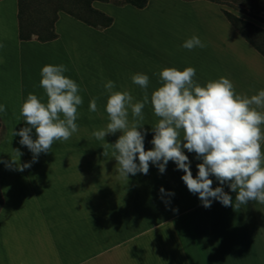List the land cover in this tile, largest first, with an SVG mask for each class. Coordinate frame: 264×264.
Wrapping results in <instances>:
<instances>
[{"label":"crops","instance_id":"0c3cea01","mask_svg":"<svg viewBox=\"0 0 264 264\" xmlns=\"http://www.w3.org/2000/svg\"><path fill=\"white\" fill-rule=\"evenodd\" d=\"M153 1L149 0V5ZM205 11L210 10L204 8L206 29L218 24L225 30L221 35L204 38V86L226 77L237 94L250 97L264 90V56L241 37L222 12L208 18ZM61 20L60 16L56 22V39L42 43L34 36L26 42L47 48L49 62L54 55L58 65H74V47L80 53L82 43L75 34L66 39L57 32ZM114 24L107 28L84 25L89 32L105 34ZM4 36L0 32V37ZM4 41L0 40L2 47ZM156 61L160 66L164 64L159 57ZM72 70L67 69L64 75L80 85V74ZM184 151L195 177L201 161L195 153ZM116 169H111L110 181L97 176L103 170L86 166L78 167L76 176L73 172L71 176L64 174L55 191L53 182L47 187L43 184L44 196L34 200L39 209L25 214L23 230L11 228L13 215L4 212L3 200L0 264H264V204L249 201L234 208L213 200L211 207L205 208L198 194L188 191L181 179L183 171L177 170L172 161L163 174L150 163L147 175H129L128 181L120 178ZM210 178L213 188L221 186L215 177ZM222 187L235 202L236 193L227 184ZM38 188L31 186L30 194H41Z\"/></svg>","mask_w":264,"mask_h":264},{"label":"rangeland","instance_id":"374dc122","mask_svg":"<svg viewBox=\"0 0 264 264\" xmlns=\"http://www.w3.org/2000/svg\"><path fill=\"white\" fill-rule=\"evenodd\" d=\"M257 2H260V6L256 5ZM92 6L96 9L100 7L105 11L103 13L113 18L115 24L108 33L89 32L86 25L75 21L76 18L66 19V12L61 11L58 15V20L60 16L62 20L57 24V32L66 39L75 34L82 43L80 53L74 47V65L63 63L67 69L73 68L75 74L78 72L81 76L79 95L83 103L78 106V131L67 141H54L48 153H40L37 161L31 163L33 154L19 143V136H12V131L18 132L27 126L20 115V108L29 93L46 103L45 90L40 87L41 69L47 64L58 65V62L54 55L49 62L47 48L26 41L19 45L18 42L23 40L19 38L18 0L0 3V32L5 34L4 50L0 49V105L6 106V112L0 113V195L2 204L3 200L6 201L4 212L13 215L11 228L26 229L25 214L37 213L39 205L34 200L44 196L42 191L47 183L53 182L55 186L52 190H57L56 183L63 182L64 174L71 176L73 172L76 176L78 167L91 166L98 171L103 170L97 176L110 181L111 169L118 166L112 157V149H106L108 155L104 156L103 146L105 142L114 144L121 133L106 135L105 142L92 135L94 131L106 128L109 122L105 110L109 95L104 87L106 82L111 80L115 83L113 91H128L135 102L142 101L144 90L135 85L131 77L141 72L149 77V103L143 109L141 131L146 133L145 150H150L154 136L152 127L159 119L154 114L150 97L160 86L159 72L167 67L179 70L193 67L196 70L194 80L204 86V57L201 55L204 48L188 50L182 47L192 36L199 37L204 43V38L224 33L223 25H214L209 30L204 27V8L210 10L205 11L208 18L213 14L218 16L219 11L223 14L228 11L264 29L262 0H156L143 9L124 4L122 0H109L107 3L93 1ZM211 10L216 11L213 13ZM3 38L0 37V40ZM157 57L164 60V66L157 63ZM93 98H96L97 112L89 111ZM132 119L129 110V121ZM32 136L36 138L34 129ZM16 149L22 153L19 164L31 163L23 171L15 166L6 167L11 157L15 156ZM31 186L40 187L36 189L42 192L37 195L38 198L30 194Z\"/></svg>","mask_w":264,"mask_h":264},{"label":"clouds","instance_id":"9594fccd","mask_svg":"<svg viewBox=\"0 0 264 264\" xmlns=\"http://www.w3.org/2000/svg\"><path fill=\"white\" fill-rule=\"evenodd\" d=\"M205 46L197 36L182 45L188 50ZM66 71L63 64L43 66L40 87L45 90L46 103L29 93L20 108L27 126L18 132L13 129L12 136H19V143L31 151V163L37 161L40 153H48L54 141H67L78 131V106L83 100L79 85L64 75ZM158 75L160 86L152 92L150 103L159 119L152 127L154 136L150 150H145L146 133L141 131L143 109L149 103V77L141 73L131 77L132 82L144 90L142 101L134 102L128 91H113L115 83L111 80L104 85L109 94L105 109L109 122L106 128L94 131L92 135L105 142L106 135L121 133L114 144L105 142L103 146L104 156L108 155L106 149H112L118 176L128 181L129 175H147L150 163L163 174L172 161L177 170L183 171L181 179L188 191L198 194L205 208L211 207L213 200L234 208L249 201L264 204V90L250 97L237 94L233 83L226 77L201 86L194 80L196 70L193 67L183 70L167 67ZM97 110L96 98H93L89 111ZM129 110L133 118L131 122ZM4 112L6 106L0 105V113ZM185 149L188 153H195L201 161L196 166L198 173L195 177ZM14 152L15 156L6 167L15 166L23 171L31 166V163L19 164L22 153L18 149ZM210 177H215L221 186L213 188ZM225 184L236 193L235 202L224 191L222 186ZM160 193L164 194L165 190L161 188ZM165 203L167 205L169 201Z\"/></svg>","mask_w":264,"mask_h":264},{"label":"trees","instance_id":"16d2710c","mask_svg":"<svg viewBox=\"0 0 264 264\" xmlns=\"http://www.w3.org/2000/svg\"><path fill=\"white\" fill-rule=\"evenodd\" d=\"M93 1L109 2V0H18L20 40L29 41L36 36L38 41L44 43L56 39L58 35L55 24L61 11L94 28L110 27L113 18L95 9L92 6ZM122 1L138 9L145 8L149 2V0ZM256 5L260 6V2ZM224 14L241 37L264 56V29L228 11H224ZM1 207L0 195V209Z\"/></svg>","mask_w":264,"mask_h":264}]
</instances>
